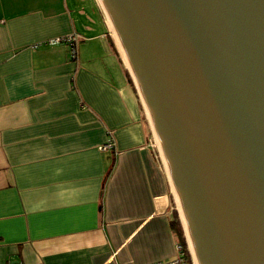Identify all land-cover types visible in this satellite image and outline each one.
<instances>
[{"label":"crops","instance_id":"crops-1","mask_svg":"<svg viewBox=\"0 0 264 264\" xmlns=\"http://www.w3.org/2000/svg\"><path fill=\"white\" fill-rule=\"evenodd\" d=\"M166 167L100 1L0 0V264L174 260Z\"/></svg>","mask_w":264,"mask_h":264},{"label":"water","instance_id":"water-1","mask_svg":"<svg viewBox=\"0 0 264 264\" xmlns=\"http://www.w3.org/2000/svg\"><path fill=\"white\" fill-rule=\"evenodd\" d=\"M195 264H264V0H99Z\"/></svg>","mask_w":264,"mask_h":264},{"label":"rangeland","instance_id":"rangeland-1","mask_svg":"<svg viewBox=\"0 0 264 264\" xmlns=\"http://www.w3.org/2000/svg\"><path fill=\"white\" fill-rule=\"evenodd\" d=\"M107 17V16H106ZM108 20V18H107ZM108 25H109V28H110V34L111 36L113 37L114 36V31L112 30V27H111V24H110V21L108 20ZM137 89H138V92H139V95H140V98L142 99L143 101V98L141 97L142 96V93H141V90L140 88L138 87V85L136 84V81L135 79L132 77ZM144 104V102H143ZM145 106V104H144ZM146 107V106H145ZM147 109V108H146ZM148 112V111H147ZM148 117H149V120L151 122V119H150V116H149V113H148ZM151 125H152V122H151ZM152 129H153V132H154V136H155V143H156V146L159 150V153L161 155V158L163 159V162H164V165L165 167L167 166V163H166V158H165V155L161 149V145H160V142L158 140L157 142V139H158V136H157V132L154 130L153 128V125H152ZM168 168V166H167ZM172 203V213H173V216L175 217V219L179 222L180 226H181V229H182V232H183V238H184V241L186 243V248H187V251L189 253V256H190V260H191V263L190 264H195L194 260H193V256H192V253H191V249H190V246H189V242H188V238H187V235H186V232H185V227H184V222H183V219L181 217V214H180V210H179V206H178V199L177 197L175 196L174 192H173V199L171 201ZM189 264V262H188Z\"/></svg>","mask_w":264,"mask_h":264},{"label":"built area","instance_id":"built-area-1","mask_svg":"<svg viewBox=\"0 0 264 264\" xmlns=\"http://www.w3.org/2000/svg\"><path fill=\"white\" fill-rule=\"evenodd\" d=\"M75 42L76 38L74 36H65L60 37L56 39L49 40L48 43L51 45L55 44H67L70 46V58L73 59L76 56V50H75ZM177 256L174 260L168 261V262H157L155 264H188V261L185 257V252L183 251L182 247L178 245L176 247Z\"/></svg>","mask_w":264,"mask_h":264},{"label":"trees","instance_id":"trees-1","mask_svg":"<svg viewBox=\"0 0 264 264\" xmlns=\"http://www.w3.org/2000/svg\"><path fill=\"white\" fill-rule=\"evenodd\" d=\"M173 228H174V231H175V233H176V235L178 237V240L180 242V245H181L183 251L185 252V257H186L187 261L190 264L191 263L190 256H189V253L187 251L186 243H185L184 238H183V232H182L181 227L179 226L178 221L175 220L173 222Z\"/></svg>","mask_w":264,"mask_h":264},{"label":"bare ground","instance_id":"bare-ground-1","mask_svg":"<svg viewBox=\"0 0 264 264\" xmlns=\"http://www.w3.org/2000/svg\"><path fill=\"white\" fill-rule=\"evenodd\" d=\"M113 39H114V41H115V43H116V45H117V47H118V50H119V52H120V54H121V56H122V58H123V60H124V62H125V64H126V66H127V68L129 69V71H130V73H131V75H132V77L134 78V76H133V74H132V71H131V69H130V66H129V64L127 63V60H126V58H125V56L123 55V53H122V49H120V46H119V43L117 42V40H116V36H115V34H114V36H113ZM135 79V78H134ZM141 90V89H140ZM142 97V96H141ZM157 142H158V139H157ZM167 168V167H166ZM168 169V168H167ZM171 179V178H170ZM171 183H172V179H171ZM172 187H173V192H174V194H175V196H176V193H175V190H174V186H173V183H172ZM177 197V196H176ZM178 206H179V203H178ZM179 210H180V214H181V208H180V206H179ZM181 217H182V215H181ZM183 219V218H182ZM183 222H184V220H183ZM187 235V234H186ZM188 238V237H187ZM188 242H189V246H190V249H191V253H192V248H191V244H190V241H189V239H188ZM192 256H193V254H192ZM194 260V259H193Z\"/></svg>","mask_w":264,"mask_h":264}]
</instances>
